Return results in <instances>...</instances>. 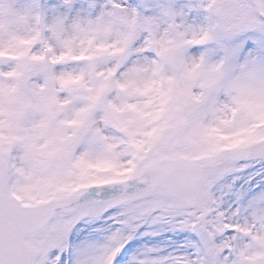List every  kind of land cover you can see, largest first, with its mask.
Returning <instances> with one entry per match:
<instances>
[{
    "label": "snow or ice",
    "instance_id": "obj_1",
    "mask_svg": "<svg viewBox=\"0 0 264 264\" xmlns=\"http://www.w3.org/2000/svg\"><path fill=\"white\" fill-rule=\"evenodd\" d=\"M0 264H264V0H0Z\"/></svg>",
    "mask_w": 264,
    "mask_h": 264
}]
</instances>
